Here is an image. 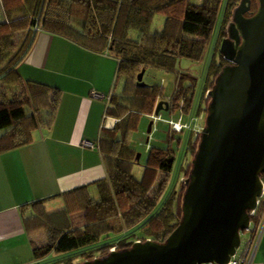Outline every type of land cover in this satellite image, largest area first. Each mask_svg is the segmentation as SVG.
<instances>
[{
	"label": "trees",
	"instance_id": "1",
	"mask_svg": "<svg viewBox=\"0 0 264 264\" xmlns=\"http://www.w3.org/2000/svg\"><path fill=\"white\" fill-rule=\"evenodd\" d=\"M222 1L0 0V153L31 143L36 129L51 127L59 106V87L25 79L18 70L39 30L61 35L94 52H107L117 60L115 91L106 109V114L117 121L111 128L103 127L97 139L107 176L94 182L96 195L89 185L62 193L63 206L58 209L48 210L44 199L22 205L26 231L33 234L43 230L47 234L44 244L32 242L33 259L81 251L82 261H66L81 264L108 254L113 245L117 249L130 247L133 240L129 238L133 234L163 242L179 224L185 179L192 163L184 169L179 191L172 189L158 208L173 167L168 158L173 149L153 148L141 176L133 170L140 160L136 158L137 150L130 143V135L137 130L141 116L153 112L157 97L163 94L159 84L138 85L137 76L148 67L175 71L174 63L181 57L200 59ZM239 1L227 0L220 30L223 37ZM257 7L258 0H252V11ZM156 14L164 16L159 31L152 30ZM218 56L210 64L206 81L210 74L212 79L207 89L213 87L222 67L229 63L220 51ZM178 86L168 102L167 112L177 109L183 99V110L190 113L195 79L186 86ZM209 101L208 96V104ZM199 141L200 134L194 144V156ZM77 212H83L81 226H74L71 220ZM111 219H117L118 223H112ZM96 250L97 255L93 254Z\"/></svg>",
	"mask_w": 264,
	"mask_h": 264
},
{
	"label": "water",
	"instance_id": "2",
	"mask_svg": "<svg viewBox=\"0 0 264 264\" xmlns=\"http://www.w3.org/2000/svg\"><path fill=\"white\" fill-rule=\"evenodd\" d=\"M219 51L229 63L207 93L205 125L185 179L179 224L163 242L134 241L81 264H224L234 254L240 230L249 224L248 210L262 191L264 0H258L256 11L252 0H240ZM144 73L143 68L137 76L140 86L146 84ZM168 108V101L160 100L155 113ZM152 126L153 120L148 133Z\"/></svg>",
	"mask_w": 264,
	"mask_h": 264
},
{
	"label": "crops",
	"instance_id": "3",
	"mask_svg": "<svg viewBox=\"0 0 264 264\" xmlns=\"http://www.w3.org/2000/svg\"><path fill=\"white\" fill-rule=\"evenodd\" d=\"M116 67L117 60L107 52L91 51L43 30L36 33L18 70L25 79L59 87L61 98L51 127L36 129L31 143L0 153V264L42 261L33 259V236L38 232L26 231L22 205L39 199L46 207L55 199L63 203L65 191L91 188L107 176L97 139L101 129L113 127L117 119L106 114L110 99L94 98L91 91L112 95ZM85 141L94 145L85 146ZM252 264H264V236Z\"/></svg>",
	"mask_w": 264,
	"mask_h": 264
},
{
	"label": "rangeland",
	"instance_id": "4",
	"mask_svg": "<svg viewBox=\"0 0 264 264\" xmlns=\"http://www.w3.org/2000/svg\"><path fill=\"white\" fill-rule=\"evenodd\" d=\"M191 1L195 3H199L202 0H191ZM226 5H227V0H223L218 14L217 22L215 24L211 37L207 42L205 51L200 59L194 60V59L181 57L178 58L174 63L175 71H167L165 69L157 68V67H148L144 74V81L146 83L159 84L160 86L163 87V94L157 97L155 101L154 109L158 101L160 100L170 101V99L172 98L171 97L172 93L176 88L179 87L178 86L179 82H180V86L181 85L186 86L190 80H192L193 78L195 79V89H194L192 105L190 108V113L184 112V118L189 119L190 116L192 115H194L195 117L197 116L198 118L195 120V124L197 123L195 126L196 128L205 125V117L207 114L205 107L208 104L207 93L209 90L207 88L210 86L211 83L210 81L212 79V75L210 74L208 80L206 81L210 64L213 58L219 59L218 52L220 49L221 41L224 37L228 35V32H226L224 37L220 35V30L225 15ZM231 20H232V15H230L229 20L227 22V29L229 22ZM163 24H164V16L162 14H156L152 25V30L153 31L161 30ZM181 76H183L184 78L181 79ZM180 113L181 110L179 108L171 110L170 112L164 110L161 111L162 116L165 118H170V117L177 118L180 115ZM148 115L149 114L141 116L137 130L132 132L129 139L131 145L137 150V153H140V158H139L140 161L138 164H135L133 168L135 174H137L138 177L141 176V172L147 160L148 154L151 150H153V148L169 147L174 151L171 153V155L168 156V158H171V165L173 164V167L172 170L170 171L168 184L161 197L160 203L157 206L158 208L161 204H163L166 198H168L172 189L179 191L181 181L184 179V175H183L184 169L189 167V165L192 163V159L194 158V152H193L194 144L198 135H196L195 130H185L182 133L172 132L169 129V125L165 121H158V122L156 121L155 123H153L152 131L148 133L147 128L149 122L151 121V118H149ZM189 137H190V143H189ZM186 151H187V155H186ZM183 161H184V167L182 168ZM181 172L183 173L182 178H181ZM90 190L93 193V195H96V186H92ZM175 204L176 203H174V208H175ZM62 205L63 203L61 200L55 199L47 204V209L55 210L60 208ZM71 220L74 226L83 225L84 224L83 212H77L73 214L71 216ZM111 222L117 224L118 220L111 219ZM137 234L143 235V232L137 231ZM33 237L35 243L39 246L44 244L47 240V234L43 230L34 234ZM135 238H136V234H133L129 238V240H133ZM93 254L97 255L98 251L96 250ZM67 259H71L70 263H77L79 261H82L84 259V256L81 254V251L63 256L53 255L47 259H43L42 261L39 262V264H46V263L66 264Z\"/></svg>",
	"mask_w": 264,
	"mask_h": 264
},
{
	"label": "built area",
	"instance_id": "5",
	"mask_svg": "<svg viewBox=\"0 0 264 264\" xmlns=\"http://www.w3.org/2000/svg\"><path fill=\"white\" fill-rule=\"evenodd\" d=\"M91 96L94 98H107L110 99L111 95H104L103 93H99L98 91L92 90ZM158 103V102H157ZM156 103V105H157ZM185 103L184 100L181 99L179 101V109L181 110L180 115L177 118H165L162 116L161 111L156 114L155 109L151 114H149V118L153 120V123L156 121H165L170 129L174 132H182L183 130H195L196 135L200 134L204 125L195 127V120L198 118L197 116L190 117L189 119L184 118V108ZM110 118L107 116L106 121ZM200 119V117H199ZM107 125L105 122L104 126ZM85 146L92 147L94 144L89 141H85L83 143ZM262 180V191L260 195L256 199V204L252 209L248 210L249 216V224L248 227L244 230H240V243L236 248L234 254L231 255L228 262L224 264H252L255 252L257 250L260 239L264 236V173L261 175ZM145 240H153L152 237H140L136 236L134 241H145ZM117 250V245H113L109 248V251ZM205 264H217V263H205Z\"/></svg>",
	"mask_w": 264,
	"mask_h": 264
},
{
	"label": "flooded vegetation",
	"instance_id": "6",
	"mask_svg": "<svg viewBox=\"0 0 264 264\" xmlns=\"http://www.w3.org/2000/svg\"><path fill=\"white\" fill-rule=\"evenodd\" d=\"M249 14H250V13H249ZM249 14H248V15H249Z\"/></svg>",
	"mask_w": 264,
	"mask_h": 264
}]
</instances>
